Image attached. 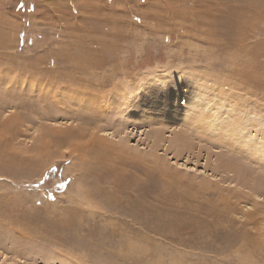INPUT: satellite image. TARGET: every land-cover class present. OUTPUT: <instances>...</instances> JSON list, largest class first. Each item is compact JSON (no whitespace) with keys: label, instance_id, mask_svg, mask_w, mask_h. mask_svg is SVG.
<instances>
[{"label":"rangeland","instance_id":"374dc122","mask_svg":"<svg viewBox=\"0 0 264 264\" xmlns=\"http://www.w3.org/2000/svg\"><path fill=\"white\" fill-rule=\"evenodd\" d=\"M0 134V264H264V0H0Z\"/></svg>","mask_w":264,"mask_h":264},{"label":"bare ground","instance_id":"6f19581e","mask_svg":"<svg viewBox=\"0 0 264 264\" xmlns=\"http://www.w3.org/2000/svg\"><path fill=\"white\" fill-rule=\"evenodd\" d=\"M180 18V17H179ZM157 25V24H156ZM84 65H86V64H84ZM84 67V66H83ZM83 67H81V68H83ZM80 68V69H81ZM79 70V69H78ZM10 74V73H9ZM94 77V76H93ZM9 78V77H8ZM8 81V80H7ZM32 81V80H31ZM72 82V81H71ZM74 82V81H73ZM87 82V81H86ZM24 83V82H23ZM45 83V82H44ZM82 81L81 82H78V86H82ZM102 84V83H101ZM103 85V84H102ZM52 86V85H51ZM95 86V85H94ZM100 87H101V85H99ZM6 87V86H5ZM37 87V86H36ZM58 87V86H57ZM83 87V86H82ZM96 87V86H95ZM85 88V87H84ZM53 90H54V88H52ZM86 90H88V91H86V90H84V91H86V93H84V96L86 97V98H88V99H90V101L92 100L91 98H93V100H95L97 103H99V101L101 100V98L102 97H100V96H97L96 98L95 97H92V95H91V93H88L89 92V89H87V87L85 88ZM80 90V89H79ZM58 92L56 89L54 90V92ZM91 91V90H90ZM92 91H96V90H92ZM53 92V93H54ZM187 92V91H186ZM82 94H83V92H81ZM61 94V93H60ZM73 94H75L74 92H73V90H71V95L73 96ZM96 94V93H95ZM103 95V94H102ZM75 97H76V99H77V97L78 96H82L83 97V95H80V92H76V94L74 95ZM104 97H105V95H104ZM84 98V97H83ZM98 98H99V100H98ZM105 98H108L107 96L105 97ZM109 99V98H108ZM57 100V99H56ZM82 100V99H81ZM80 100V101H81ZM84 100V99H83ZM61 101V100H60ZM7 102V101H6ZM66 102V101H65ZM192 103V102H191ZM75 104H77V103H75ZM169 105H167L168 106V111H172V113H173V111H176L175 110V108H176V106H175V104L174 103H170V101H169V103H168ZM57 105V104H56ZM91 105V104H90ZM4 106V105H3ZM58 106V105H57ZM186 108V107H185ZM181 109V108H180ZM9 110V109H8ZM96 110H97V108H96ZM98 111V110H97ZM176 114H178V112H175ZM183 113V112H182ZM102 114V113H101ZM8 117V116H7ZM12 118V120L11 119H7L6 121H5V124H4V128L5 129H7L8 130V128L10 127V126H14V125H12L13 124V122H16L17 121V118L18 117H16V115H14L13 117H11ZM243 119V117L241 118V120ZM20 120V119H19ZM239 120V119H238ZM3 121V120H2ZM237 121V120H236ZM243 121H245L244 119H243ZM234 122V121H233ZM237 123H239V122H237ZM241 123H239V125H240ZM252 124V123H251ZM237 125V124H236ZM242 125V124H241ZM250 125V124H249ZM210 128V127H209ZM212 129V128H211ZM8 133V132H7ZM2 134V133H1ZM0 134V135H1ZM4 134V133H3ZM6 134V133H5ZM256 134H258L257 132H256ZM259 135H261V134H259ZM257 136V135H256ZM253 137V138H257V137ZM6 137V136H5ZM2 138V137H1ZM159 138H162V136L160 135L159 136ZM240 138V137H239ZM99 139H101V138H99ZM252 147V146H251ZM252 149V148H251ZM255 151H256V149H255ZM261 150H257L256 152H260ZM251 155V154H250ZM3 156V155H2ZM247 160V159H246ZM258 160V159H257ZM261 161V160H260ZM1 171H3L4 173H1L0 172V175L1 176H3V175H6V174H8V173H13L14 174V172H13V170H1ZM251 175V174H250ZM256 205V204H255ZM257 205H259V204H257ZM254 211V210H253ZM247 215H248V218H249V220H253V223H255V224H257V225H262L263 224V222H264V219L262 218L260 221H258V220H256L255 219V213L254 212H250L249 213V211H248V213H247ZM261 216V215H260ZM252 222V221H251ZM250 222V223H251ZM249 223V222H248ZM250 242V241H249ZM261 242H264V240H262ZM262 244V243H261ZM261 244H259V246L260 247H262L263 245H261ZM263 248V247H262ZM263 252H264V250H262ZM261 252V251H260ZM256 253V252H255ZM256 255H258V253H256ZM259 256V255H258ZM255 257V256H254ZM261 257V256H260ZM251 259V258H250ZM260 259V258H259ZM253 261V260H252ZM251 261V262H252ZM255 262V261H254ZM249 263V261L247 262V263H245V264H248ZM251 264V263H250ZM255 264V263H254Z\"/></svg>","mask_w":264,"mask_h":264}]
</instances>
